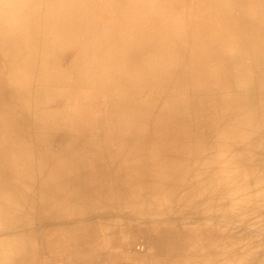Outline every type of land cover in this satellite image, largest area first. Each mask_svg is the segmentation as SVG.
Wrapping results in <instances>:
<instances>
[{
    "label": "rangeland",
    "instance_id": "obj_1",
    "mask_svg": "<svg viewBox=\"0 0 264 264\" xmlns=\"http://www.w3.org/2000/svg\"><path fill=\"white\" fill-rule=\"evenodd\" d=\"M114 1L0 0V264H119L123 222L133 264H264V52L239 88L222 0L209 44L197 0Z\"/></svg>",
    "mask_w": 264,
    "mask_h": 264
},
{
    "label": "bare ground",
    "instance_id": "obj_2",
    "mask_svg": "<svg viewBox=\"0 0 264 264\" xmlns=\"http://www.w3.org/2000/svg\"><path fill=\"white\" fill-rule=\"evenodd\" d=\"M102 4L101 8H115V2L114 0H99ZM118 1H122L124 2L125 0H118ZM127 2V0H126ZM196 3L199 5V9H201L202 11H205L207 16L211 19H214V28L215 30H205L204 28H201L198 33L200 34L201 40L204 39V43L209 44L212 41H215L217 39H219V29H218V24H217V19H216V5H215V0H197ZM223 3V17L224 20L226 22V32L224 31V35H225V41L227 43L228 48L226 49V53L229 52V54H227V56L229 55V59L232 60V63H236L237 64V68H235L236 70V76L239 77V79H235L236 82L235 85L236 86H240L239 88H243L242 86L248 83L249 78H250V68L247 66V64H244V62L242 61H236V58L241 55V57H246L248 52L250 54H252L253 56H261L262 53L264 52V32L261 31V24L259 26V24H256L255 22V26H251V19L250 18H246L247 20L245 21L244 19L238 18L236 17V15H234V13H236L235 11H238L239 14L243 13V14H250V12H252L254 10H256V18L260 17L261 19H264V0H222ZM56 7V6H55ZM134 7V6H133ZM132 7V8H133ZM167 8V7H166ZM129 9V7H128ZM150 8H148L147 10H143L140 13L143 12H147L149 11ZM159 10V15L162 16V8L158 9ZM164 10V8H163ZM228 10H230L228 12ZM219 11V9H218ZM161 12V13H160ZM157 13L155 12L153 15H149V14H144L141 15V19L145 20V18L147 19V22H149V20L153 19L152 21H155L157 19H159L160 17L157 15V19L156 17H154ZM259 23V20H258ZM263 24V23H262ZM221 25V24H220ZM248 26V28H247ZM223 27V26H222ZM251 27L255 30L254 31V35L249 34L250 33V29ZM262 32V33H261ZM51 40L53 39V47H52V53L55 47H59L62 50H66L65 48H63V44H61L60 42V38L58 39V41L56 42V39L59 37L57 33H54V35H50ZM203 42V41H202ZM57 43V44H56ZM249 43V47L248 49L246 48L247 44ZM256 43L258 44V48L256 50ZM62 45V47L59 46ZM261 44L263 46H261ZM66 53V52H65ZM252 69V68H251ZM254 78V77H253ZM3 81V80H2ZM256 81H260V80H256ZM259 83V82H258ZM1 85V84H0ZM38 85V84H37ZM1 87V86H0ZM6 87H10L9 85H6ZM259 87V86H258ZM236 88V87H235ZM12 91H19L21 93V89H13ZM241 91V90H240ZM247 91V90H245ZM257 91V90H256ZM3 95L0 93V97H2ZM258 98V97H257ZM7 104V103H6ZM259 104V103H258ZM0 113L1 110L3 109V104L0 103ZM14 108V107H13ZM8 111H10V113H12V109H8ZM16 111V110H14ZM2 114V113H1ZM10 115V114H9ZM260 116V115H259ZM14 118V117H13ZM12 118V119H13ZM11 119V121H12ZM253 120L255 121V125H256V119L253 118ZM15 121V120H14ZM260 121V120H259ZM262 121L264 122V117H262ZM16 126V125H15ZM258 126V125H257ZM16 128V127H15ZM205 128V127H204ZM263 129V128H262ZM258 131V129H257ZM262 132V131H261ZM44 140V139H43ZM48 141V140H47ZM84 144V143H83ZM122 147V145H121ZM46 148V147H45ZM126 147H124L125 149ZM133 157L135 159H142V152L139 151H134L133 152ZM6 158V156H5ZM47 160H45L46 162ZM46 169V168H45ZM28 184V183H27ZM43 190V189H42ZM131 190V189H130ZM122 191V190H121ZM123 192V191H122ZM27 193V192H26ZM129 197L132 196V192L131 194H129ZM41 199V197H39ZM42 202V201H41ZM15 204V203H14ZM23 204V203H21ZM21 206V205H20ZM19 206V207H20ZM18 207V206H17ZM179 209V208H177ZM181 209V208H180ZM107 226V225H105ZM106 229V228H105ZM110 230V229H109ZM106 233V232H105ZM108 237V236H107ZM109 239V238H108ZM37 240V239H36ZM42 242V241H41ZM43 244V243H42ZM108 244V243H107ZM8 246V245H7ZM6 246V247H7ZM114 246V245H113ZM110 248V247H109ZM9 249V248H8ZM108 249V248H107ZM7 251V250H6ZM3 252V253H6ZM140 255V254H139ZM135 256V255H134ZM145 257V256H144ZM154 262V261H153ZM182 262V261H181ZM179 263V262H178ZM184 263V262H183Z\"/></svg>",
    "mask_w": 264,
    "mask_h": 264
},
{
    "label": "crops",
    "instance_id": "obj_3",
    "mask_svg": "<svg viewBox=\"0 0 264 264\" xmlns=\"http://www.w3.org/2000/svg\"><path fill=\"white\" fill-rule=\"evenodd\" d=\"M166 123L159 120V126L156 128L159 131V128H164ZM118 220V219H117ZM125 224L124 227L118 226L115 227L116 234H118L117 239L119 240L118 244H116L115 248H110L109 250L114 253L118 254L121 257V261L119 264H133V242L130 241L129 233L127 231L128 224L127 222H123ZM124 235V241H121V236ZM90 247V244H86V249Z\"/></svg>",
    "mask_w": 264,
    "mask_h": 264
}]
</instances>
